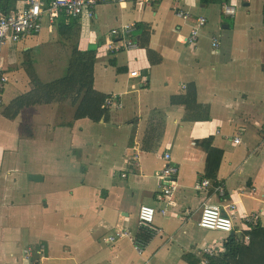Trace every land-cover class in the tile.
<instances>
[{
    "label": "crops",
    "instance_id": "1",
    "mask_svg": "<svg viewBox=\"0 0 264 264\" xmlns=\"http://www.w3.org/2000/svg\"><path fill=\"white\" fill-rule=\"evenodd\" d=\"M225 2L235 16L225 15ZM108 4L109 19L99 5L93 19H79L73 55L48 17L40 32L7 43L16 48L6 57L0 49L9 80L0 106V264H189V254L205 264L204 248L219 244L212 257L219 259L231 234L249 243L252 225L264 227V0H102L100 7ZM24 7L20 0L7 11ZM198 17L208 20L198 42H178ZM126 24L135 26L139 48L112 53L109 41L123 42L111 32ZM47 44L66 59L27 60ZM74 57L85 66L82 83L72 85L65 74ZM166 152L179 169L168 197ZM203 178L222 180L226 195L197 190ZM207 203L236 205L234 232L199 226ZM142 205L166 212L145 251L129 237L108 244L116 229L135 233ZM27 248L35 249L32 260Z\"/></svg>",
    "mask_w": 264,
    "mask_h": 264
},
{
    "label": "built area",
    "instance_id": "2",
    "mask_svg": "<svg viewBox=\"0 0 264 264\" xmlns=\"http://www.w3.org/2000/svg\"><path fill=\"white\" fill-rule=\"evenodd\" d=\"M118 4H122L131 0H113ZM147 2H159L161 0H143ZM25 7L21 11L8 12L0 5V43H19L26 37L31 36L41 31L43 21L46 17L52 23L62 25L66 18L80 19L85 15L89 19L95 16V9L102 0H24ZM223 11L227 16H235L236 7L230 2H225L222 5ZM177 15L184 18H192L193 15L189 11L177 10ZM208 20L205 17H198L192 31L187 36L178 37V42L196 44L201 37L202 28L205 27ZM136 28L131 24H126L120 29H115L111 32L112 35H120L123 45L118 46L114 40L108 43V49L112 53H116L121 49L131 51L139 48V41L135 37ZM215 48L219 47V42H213ZM130 77L140 78L138 72L130 73ZM8 76L5 70L0 66V106L3 104V96L6 85L8 84ZM109 106H115L114 98L108 101ZM240 139H236V143ZM166 165L161 173V178L164 181V194L166 197L172 196L177 188V180L179 169L171 163V154L164 153ZM197 190H213L220 197L226 195V185L222 180H217L212 183L207 178L199 179L194 183ZM236 208L235 204H213L207 203L202 208L199 226L206 230L220 231L227 234L234 232V216L230 211ZM162 216L166 215L165 211L160 212ZM156 208L149 205H142L139 210L138 227L134 234L128 230L116 229L113 235L106 238L108 244H116L129 237L138 253H143L156 234L162 229L160 221L157 219ZM257 217L248 218L246 221L254 222ZM250 239V237H247ZM219 244L208 246L201 250L200 255H205V264H210V258L216 257L219 254ZM42 254L43 248L37 251ZM35 254V249L27 248L25 257L32 260ZM41 264V263H38Z\"/></svg>",
    "mask_w": 264,
    "mask_h": 264
},
{
    "label": "trees",
    "instance_id": "3",
    "mask_svg": "<svg viewBox=\"0 0 264 264\" xmlns=\"http://www.w3.org/2000/svg\"><path fill=\"white\" fill-rule=\"evenodd\" d=\"M20 0H0V5L5 10H9L10 3L18 4ZM204 4H221L224 0H202ZM79 19L68 17L62 25H58V31L61 36L65 34L78 35L77 25ZM84 63L77 58H72V63L65 74V81L74 84H81L83 77ZM254 227L247 235L250 236V242H242L238 234L233 233L226 238L224 246V255L219 259L210 258V264H264V227L252 225ZM205 257V256H204ZM189 264H202L200 258L194 254L186 256Z\"/></svg>",
    "mask_w": 264,
    "mask_h": 264
},
{
    "label": "rangeland",
    "instance_id": "4",
    "mask_svg": "<svg viewBox=\"0 0 264 264\" xmlns=\"http://www.w3.org/2000/svg\"><path fill=\"white\" fill-rule=\"evenodd\" d=\"M98 7H96V9L98 8L102 12L101 19L104 18L105 20L109 19V17H110L109 11H111L113 8H115V6L111 5V4L104 5L103 7H100V5H99ZM96 9H95V11H96ZM99 20H100V18H99ZM99 20H97V21L99 22ZM96 24H97V22H96ZM106 25H107V27H110L111 26V22H106ZM28 37H30V36H28ZM28 37H26V38H28ZM68 37H69L68 41H61L60 46L66 45V46H68L67 47V52L74 53L76 51V49H77V47L74 44L77 43V41L79 43V39H80L79 34L76 35V36L75 35H67V34H65L63 36L64 39L68 38ZM15 48L16 47L14 45H11V44L3 45V46L0 47L1 55L6 57L7 54L11 53ZM35 57L37 58V60H39L41 65L43 63H45V62L47 64H53V61L54 62H58V64H59L63 59H66V57L63 55L60 47H57V45H54V46L50 47V44L41 45L39 47L34 48L29 54H27L26 58L30 62H33V61H35ZM157 213H158L157 219L160 220V218H159L160 212L157 211Z\"/></svg>",
    "mask_w": 264,
    "mask_h": 264
},
{
    "label": "water",
    "instance_id": "5",
    "mask_svg": "<svg viewBox=\"0 0 264 264\" xmlns=\"http://www.w3.org/2000/svg\"><path fill=\"white\" fill-rule=\"evenodd\" d=\"M30 180H34V181H42L43 178L40 176H36V175H30Z\"/></svg>",
    "mask_w": 264,
    "mask_h": 264
}]
</instances>
